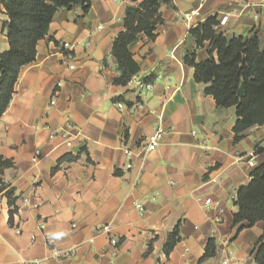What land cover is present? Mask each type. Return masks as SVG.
Wrapping results in <instances>:
<instances>
[{"label":"crops","instance_id":"0c3cea01","mask_svg":"<svg viewBox=\"0 0 264 264\" xmlns=\"http://www.w3.org/2000/svg\"><path fill=\"white\" fill-rule=\"evenodd\" d=\"M89 1L87 13L80 6L55 13L0 117V159L10 163L0 170V264H256L253 249L264 236V223L233 225V197L264 163V153L254 152L264 144V125L234 143L235 109H217L184 57L195 51L196 63L207 58L208 43L195 49L190 30L210 17L219 22L226 10L233 13L216 33L228 40L256 37L264 48V5L259 0L162 4L154 39L140 35L128 47L139 72L121 87L113 85L118 71L111 49L130 3ZM196 10L199 17L187 24L183 16ZM6 20L0 0V53L8 49ZM62 43L72 48L73 71L66 69ZM157 75L163 80L140 93L138 82ZM139 103L142 109L136 108ZM158 128L164 131L161 142L144 152L146 138ZM63 131L71 147L58 135ZM35 150L41 158L33 165ZM251 154L253 168L247 164ZM197 197L219 200L224 213L202 208ZM23 198L39 209L23 206ZM136 204L143 206L142 214ZM39 221L45 223L43 234ZM102 226L110 232L97 230ZM177 226L179 241L166 256L163 247ZM43 235L71 255L56 257ZM110 237L118 241L116 257ZM208 240L215 255L199 262Z\"/></svg>","mask_w":264,"mask_h":264},{"label":"trees","instance_id":"16d2710c","mask_svg":"<svg viewBox=\"0 0 264 264\" xmlns=\"http://www.w3.org/2000/svg\"><path fill=\"white\" fill-rule=\"evenodd\" d=\"M130 4L123 17V31L112 43L111 55L115 59L118 76L113 85L126 86L139 72L128 47L140 35L154 39L155 27L161 23L159 12L162 4L171 0H123ZM7 20L3 31L8 49L0 53V117L7 109L22 67L35 60L36 46L47 34L49 24L59 10H70L80 6L87 13L89 0H1ZM219 22L210 17L190 30L195 49L208 43L207 58L195 62V51L184 57V64L193 69V79L205 86L204 94L211 96L217 109H235L236 122L232 128L234 143L239 142L245 132L264 125V48L256 37L226 39L216 33ZM215 53V57L213 56ZM256 154L264 153V144L256 145ZM71 157L68 160L73 161ZM10 163L0 159V170ZM250 182L236 192L233 200L237 212L233 214V225L264 223V163L250 173ZM12 216V212H9ZM178 226L169 235L163 247L168 256L179 241ZM215 255L213 240H208L203 262ZM256 264H264V236L253 249Z\"/></svg>","mask_w":264,"mask_h":264},{"label":"built area","instance_id":"2783aa9c","mask_svg":"<svg viewBox=\"0 0 264 264\" xmlns=\"http://www.w3.org/2000/svg\"><path fill=\"white\" fill-rule=\"evenodd\" d=\"M112 1H117V0H112ZM204 0H202L203 2ZM259 6L264 5V0H259ZM231 13H233V10H226L225 12H223L220 15V19H219V25L218 26H224L227 21L229 16L231 15ZM199 17V10H196L195 12L185 15L183 16V20L187 23V24H191L193 21V18H197ZM257 15L254 16V19H257ZM197 26V25H196ZM195 26V28H196ZM192 27V26H191ZM101 29V27L99 28ZM192 29V28H191ZM62 49L65 51V55L63 56V61L65 63L66 69L69 71H73L75 69V64H76V59L74 54L71 52V46L68 43H62L61 44ZM163 80V76L162 75H157L155 77V80L152 82H138V88H139V92H151L153 90V87L155 85L156 82ZM56 87H58V85H56ZM55 104V99L53 98L50 101V105H54ZM117 107L119 109H123V104H117ZM136 108L138 109H142L143 108V104L139 103L136 105ZM67 128H70V124L69 122H67L66 124ZM163 129L162 128H158L151 136L147 137L145 142H144V152L146 153H150L153 152L157 146L159 145V143L162 140L163 137ZM60 136V138L62 139V141L64 142V145L67 147H71V141L67 138V132L63 131L60 132L58 134ZM192 135H195V132H192ZM125 154L127 156V158L130 159L131 153L129 151H125ZM254 154H251V159H249L247 161V164L249 167L253 168L255 163L252 161V157ZM41 158V151L39 150H35L32 157H31V163L33 165L38 164L39 160ZM132 168L131 163H128L125 166V169L129 170ZM172 184V183H171ZM235 199V196L233 197V200ZM196 202L198 205H200L202 208L207 209V210H216L218 212V214L222 215L224 213V209L221 206V202L219 200H215L213 198L210 197H197L196 198ZM22 205L23 206H31L34 210H38L39 209V204H31L28 198H23L22 199ZM135 208L139 211V213H143V206L141 204H136ZM72 228H75V226L73 225ZM37 230L39 232H41L43 234L44 230H45V223L39 221L37 224ZM97 230L102 231L104 233H109L110 232V227L109 226H102V227H97ZM44 236V241L45 244L49 247H51V251L54 253V255L56 257H60V258H67L71 255V251H66V252H59L54 248V241L52 240V238L50 236L47 235H43ZM30 243L34 244L35 243V237L32 236L30 238ZM117 245H118V241L113 238L110 237L109 238V246L112 250L111 252V256L112 257H116V253H117ZM41 262L39 260H34L32 262H30L29 264H40ZM223 264H226V262H224Z\"/></svg>","mask_w":264,"mask_h":264}]
</instances>
